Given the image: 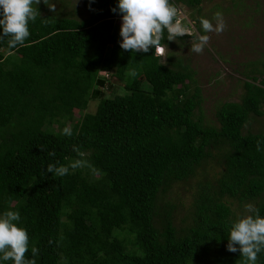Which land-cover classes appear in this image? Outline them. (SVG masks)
Returning <instances> with one entry per match:
<instances>
[{
  "label": "trees",
  "instance_id": "trees-1",
  "mask_svg": "<svg viewBox=\"0 0 264 264\" xmlns=\"http://www.w3.org/2000/svg\"><path fill=\"white\" fill-rule=\"evenodd\" d=\"M170 2L198 13L202 0ZM118 3L83 0L81 19L41 14L23 46L0 41V215L20 213L26 258L37 264H243L239 251L227 250L237 220L230 202L255 201L264 217V130L242 133L264 117V61L262 71L242 72L239 100L204 123L193 72L180 57L121 49ZM167 35L162 43L173 48ZM113 80L124 93L103 97L104 87L116 92ZM91 100L94 111L71 121ZM67 122L71 136L63 134ZM74 146L99 175L88 167L47 172L78 159ZM212 149L219 151L208 178L199 170ZM197 175L190 224L178 230L173 205L161 199Z\"/></svg>",
  "mask_w": 264,
  "mask_h": 264
},
{
  "label": "rangeland",
  "instance_id": "rangeland-1",
  "mask_svg": "<svg viewBox=\"0 0 264 264\" xmlns=\"http://www.w3.org/2000/svg\"><path fill=\"white\" fill-rule=\"evenodd\" d=\"M83 0H48V5L41 3L39 7L41 14H49L55 18L70 17L81 19L86 16L82 8ZM52 3L56 5V11L49 10ZM183 16V24L191 28V35L182 40L172 41V47L162 54L161 61H165L166 54L172 52L180 57L189 70L193 72V82L200 92V106L196 115L203 117L204 123L214 124L215 110L223 103L237 102L242 93V82L245 80L242 72L252 68L263 70L261 61H264V0H202L198 13L188 10L185 6L177 5ZM220 11L227 22V29L220 35L205 33L202 25L196 27L197 20L201 17L212 20L214 14ZM202 30V34L200 31ZM198 35H210L209 44L202 54L190 52L192 42L196 41ZM253 63V64H252ZM264 71V70H263ZM144 83V82H143ZM116 92H110V88H103V97L110 98L112 95L124 93L122 84L113 80ZM97 101H89L86 109L79 113L74 111L71 121L77 120L83 113H92ZM70 122L66 123L70 127ZM264 130V117L252 118L242 130V133H256ZM219 149H212L213 159L205 162L203 170L205 176L210 178L215 167V156ZM198 173V174H199ZM201 174V173H200ZM196 177L187 183H175L162 197V202L173 205V224L179 230L190 224L188 219L189 204L194 191ZM160 202V201H159ZM256 205L255 201L230 202L232 216L238 219L246 215L245 204Z\"/></svg>",
  "mask_w": 264,
  "mask_h": 264
},
{
  "label": "clouds",
  "instance_id": "clouds-1",
  "mask_svg": "<svg viewBox=\"0 0 264 264\" xmlns=\"http://www.w3.org/2000/svg\"><path fill=\"white\" fill-rule=\"evenodd\" d=\"M41 0H0V28L3 34L0 41L9 37L8 47L23 46L30 36L29 22H35L41 17L38 6ZM48 5V0H43ZM79 3V0H78ZM49 10L55 12L56 5L52 3ZM119 12L122 14L120 36L121 49L135 53H148L155 49V55H162L168 50V45L162 43L164 30H167V41H175L176 37L191 35V28L179 19L180 9L170 0H119ZM112 11L115 13L116 8ZM50 19H43L48 23ZM212 20L200 18V23L205 33L222 34L227 29V22L223 13L217 11ZM210 35H198L192 42L190 52L202 54L210 42ZM135 76V71L130 73ZM63 134L72 135V129L65 127ZM260 142H257V150H260ZM42 151V149H41ZM78 159L67 166L49 164L47 172L54 176H65L69 170L88 167L94 175H99L98 169L93 167L86 157V153L74 146ZM54 156V152L49 153ZM246 215L240 216L231 225L228 236L227 250L232 253L240 252L243 264H257L258 254L264 251V217L259 213L255 205L245 204ZM21 215L18 211H5L0 215V260L12 261L13 264H37L35 259L26 258L29 251L30 238L26 228L19 226ZM238 246V247H237ZM38 248L31 247L33 257L38 255ZM239 264V262H237Z\"/></svg>",
  "mask_w": 264,
  "mask_h": 264
},
{
  "label": "built area",
  "instance_id": "built-area-1",
  "mask_svg": "<svg viewBox=\"0 0 264 264\" xmlns=\"http://www.w3.org/2000/svg\"><path fill=\"white\" fill-rule=\"evenodd\" d=\"M177 7H178V6H177ZM178 8H179V7H178ZM178 18L181 19L182 23L184 22V21H183L184 18H183V16L181 15V13H180V15H179Z\"/></svg>",
  "mask_w": 264,
  "mask_h": 264
}]
</instances>
